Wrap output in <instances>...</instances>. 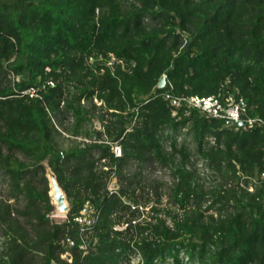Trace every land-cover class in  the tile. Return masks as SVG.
Listing matches in <instances>:
<instances>
[{
	"label": "trees",
	"instance_id": "16d2710c",
	"mask_svg": "<svg viewBox=\"0 0 264 264\" xmlns=\"http://www.w3.org/2000/svg\"><path fill=\"white\" fill-rule=\"evenodd\" d=\"M167 96L242 99L264 123V0H0V264H264V126Z\"/></svg>",
	"mask_w": 264,
	"mask_h": 264
},
{
	"label": "built area",
	"instance_id": "2783aa9c",
	"mask_svg": "<svg viewBox=\"0 0 264 264\" xmlns=\"http://www.w3.org/2000/svg\"><path fill=\"white\" fill-rule=\"evenodd\" d=\"M115 62V59L112 57L111 62L108 63L109 66H112ZM166 78V76H164ZM53 87V84H50ZM23 95H28L31 98L38 97L37 89H30L27 92H24ZM171 101L172 105L175 107H179L181 104H184L188 109L197 110L202 115H205L207 118L221 120L224 122V126L228 129H233L239 126L241 123L247 125L249 128H253L255 126L262 127L264 123L260 119H247L244 121L243 117L246 115L247 106L246 103L240 100H234L232 98H225L224 100L221 97H209V98H182V99H171L169 96L166 97ZM79 142L82 143H102L101 141L97 142L78 139ZM112 147L113 154L116 158H122L123 150L122 147L115 143H106ZM264 178V175H263ZM114 180V179H113ZM110 190V189H109ZM114 193L113 191H110ZM135 209V208H134ZM142 211V209H140ZM96 220V213L92 209L85 210L81 213L80 217L75 219V222L81 226V232L85 233L89 231L94 225ZM69 247H73L74 243L71 241L68 242ZM69 254L64 255V259L67 260ZM69 261V260H68ZM187 261V259H185ZM70 262V261H69ZM130 264H142L140 257H136L132 259Z\"/></svg>",
	"mask_w": 264,
	"mask_h": 264
},
{
	"label": "rangeland",
	"instance_id": "374dc122",
	"mask_svg": "<svg viewBox=\"0 0 264 264\" xmlns=\"http://www.w3.org/2000/svg\"><path fill=\"white\" fill-rule=\"evenodd\" d=\"M96 104H97V106L100 105L97 102H96ZM60 129L62 130V128H60ZM96 129L100 130V126L97 125ZM183 140H184V138L182 137V139H180V141L182 142ZM69 146H71V143L65 142L64 147L68 148ZM197 169H198L200 179L202 180L201 183L206 188H211L212 186H214L217 183L215 177L205 168V166L203 165L202 162L197 163ZM132 171H133V169H132ZM47 176H48V179H50L53 176V173L49 169H47ZM143 176L148 180V184H151L153 181H156L161 185L162 184L165 185V188L161 189V192L164 193V195H165L162 199L163 204H166L167 200H168L167 195L169 194V187L173 183V178L170 175L169 171L161 169L159 167H156L155 170H147ZM111 187L116 188L117 189L116 191H118L119 188H118V182L116 179L112 180V182L110 183L109 189ZM56 215H59L57 213V211L55 212L54 216L52 217V219L56 225H62L67 219V215H62V218H56Z\"/></svg>",
	"mask_w": 264,
	"mask_h": 264
},
{
	"label": "water",
	"instance_id": "95a60500",
	"mask_svg": "<svg viewBox=\"0 0 264 264\" xmlns=\"http://www.w3.org/2000/svg\"><path fill=\"white\" fill-rule=\"evenodd\" d=\"M166 86V78H162L160 80V83L158 85V89H163ZM240 127H243L244 124L241 123L239 125ZM49 180V196L52 200V205L55 206L56 211L59 215H67L70 208L68 205V201L66 198V195L64 194V192L62 191V189L60 188L57 179L55 177V175L53 174V176L48 179ZM116 188H110V191L116 192Z\"/></svg>",
	"mask_w": 264,
	"mask_h": 264
},
{
	"label": "bare ground",
	"instance_id": "6f19581e",
	"mask_svg": "<svg viewBox=\"0 0 264 264\" xmlns=\"http://www.w3.org/2000/svg\"><path fill=\"white\" fill-rule=\"evenodd\" d=\"M56 218H62V215H56Z\"/></svg>",
	"mask_w": 264,
	"mask_h": 264
}]
</instances>
